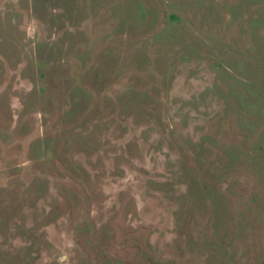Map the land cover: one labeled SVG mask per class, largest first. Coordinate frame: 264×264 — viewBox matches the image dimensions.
Wrapping results in <instances>:
<instances>
[{
  "label": "rangeland",
  "instance_id": "obj_1",
  "mask_svg": "<svg viewBox=\"0 0 264 264\" xmlns=\"http://www.w3.org/2000/svg\"><path fill=\"white\" fill-rule=\"evenodd\" d=\"M155 100L161 125L131 117ZM230 109L235 119L220 126ZM149 151L180 173L169 181L191 182L180 245L210 264H264V0H0V232L14 241L0 260L75 254L45 252L42 232L76 199L39 172L60 166L85 186L126 181ZM211 151L203 198L190 166L208 169ZM227 153L230 193L213 170ZM252 223L262 238L249 235Z\"/></svg>",
  "mask_w": 264,
  "mask_h": 264
},
{
  "label": "flooded vegetation",
  "instance_id": "obj_2",
  "mask_svg": "<svg viewBox=\"0 0 264 264\" xmlns=\"http://www.w3.org/2000/svg\"><path fill=\"white\" fill-rule=\"evenodd\" d=\"M173 21L178 22V20ZM156 101L147 104L143 115H138L141 111L134 106V110L130 112L131 117H134V114L141 116L145 127H151V121H157V124L161 125L165 107L157 106ZM117 108H120L119 104ZM231 108L233 109L232 105ZM232 109L218 120L220 126L235 119ZM144 154V162L134 161L136 167L129 169L130 172L125 176L126 181L120 178L111 180L107 177L105 181L109 184H88L97 189L95 198L92 197L90 186L77 184L60 166L56 167L55 173L47 170L39 172L43 173L44 178L67 184L76 199V202L65 204L61 216L49 224L52 228H45L41 235L45 252L62 250L59 254L64 255L69 251L75 253L71 257L65 255L66 259L68 257L67 261L64 260L62 263L55 261V264H210L207 255L202 254L206 252L192 245H180L182 243L180 236L183 232L178 230L176 220L180 214L183 217L186 214L183 206L192 202L190 193L188 194L190 188L188 184L191 182L173 179L169 181L168 179L179 177L180 173L170 169L162 160V156L155 155L151 151ZM16 155L25 157L22 152ZM222 156L220 154L223 163L213 166V170L219 168L218 177L221 180L217 179L214 183L221 184L219 185L221 190L230 193L227 188L238 185L233 184L237 183V180L231 178V173L235 171L234 168L230 169L233 165L232 156L231 153ZM204 157L208 162V169L197 164L190 166V170H194V178L199 188H202L199 189V196L203 198L209 194L207 186L209 182L204 173L209 172L211 175L209 162H212L216 156L211 151L210 155ZM153 161L157 164L154 165ZM240 163L249 165L248 156L242 158ZM105 164L107 165V162ZM113 169L116 167L113 166ZM226 199L229 200L227 197ZM239 204L238 201L235 203L237 207ZM258 207L256 214L254 212V215L252 214V221L257 219L259 211L262 212V208L259 207L258 210ZM47 209L51 210V208ZM191 215V217L196 216L192 212ZM57 226H62L59 232ZM249 229L251 237L256 235L257 238H262L255 223H252ZM5 234L4 231L0 232L1 251L4 246L14 243L12 238H8ZM34 236L39 238L40 235L35 233ZM228 245L231 247L227 242L226 246ZM250 246L256 250L258 256L262 253L260 242L250 240ZM32 253L35 254L34 251ZM55 258L53 255L50 257L51 264L52 259ZM0 264L9 263L0 260ZM33 264L40 262L35 260Z\"/></svg>",
  "mask_w": 264,
  "mask_h": 264
}]
</instances>
